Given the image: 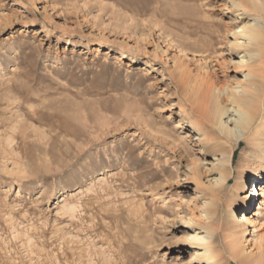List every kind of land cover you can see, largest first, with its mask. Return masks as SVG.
Instances as JSON below:
<instances>
[{
  "label": "rangeland",
  "instance_id": "rangeland-1",
  "mask_svg": "<svg viewBox=\"0 0 264 264\" xmlns=\"http://www.w3.org/2000/svg\"><path fill=\"white\" fill-rule=\"evenodd\" d=\"M233 1L0 0V264H207L189 234L209 229L228 264L248 140L206 219L216 148L185 108L189 88L242 79L232 30L256 16ZM255 53L264 78V39ZM258 198L240 236L252 253Z\"/></svg>",
  "mask_w": 264,
  "mask_h": 264
},
{
  "label": "bare ground",
  "instance_id": "bare-ground-1",
  "mask_svg": "<svg viewBox=\"0 0 264 264\" xmlns=\"http://www.w3.org/2000/svg\"><path fill=\"white\" fill-rule=\"evenodd\" d=\"M233 6L241 12L239 15L256 16L253 20L245 18L246 20L236 25L235 29L231 28L234 35L238 34L235 43L244 49V54L242 53L239 59L240 66L245 69L242 79L232 84L219 85L211 81L212 84L189 88L187 93L191 99H187L188 108L186 107L185 111L191 109L189 116L193 118L192 124L205 136L204 139L211 148H216V158L209 168L216 173L208 182L211 195L201 203L206 219L212 216H217L219 219L222 216L218 196L226 189L233 174L231 162L235 146L248 140L249 152L245 163L241 166L236 188L237 190L243 188L242 182L246 176L255 180L249 191L245 193L241 206L235 208L231 203L229 204L228 213L231 221H229L228 233L233 241L229 243L231 256L228 264H264V237L260 239L255 253L249 251L240 241V236L248 230L247 225L253 223L252 213H257L252 211L256 196L263 198L262 202L259 201V206L264 205V78L253 66L254 58L257 56L255 50L264 39V0H234ZM188 37L189 50L198 53L206 51L198 45V41L202 40L200 36L194 37V33L190 32ZM67 43L71 45L72 41L68 40ZM122 58H126V54H123ZM212 133L216 134L218 139L214 143H210L211 139L209 140ZM219 137H225L231 143L230 148H227ZM217 148L222 157L218 155ZM220 201L222 202V199ZM64 204V208L70 210L75 208L73 205L70 206L71 203ZM213 237L214 233L210 229L203 234L201 231L189 234V240L197 247L194 259H203L207 264H219Z\"/></svg>",
  "mask_w": 264,
  "mask_h": 264
}]
</instances>
